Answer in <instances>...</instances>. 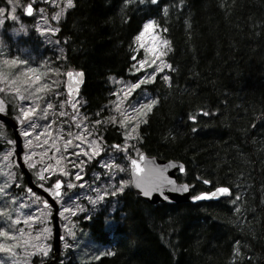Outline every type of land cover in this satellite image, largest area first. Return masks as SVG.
<instances>
[{
    "label": "trees",
    "instance_id": "trees-1",
    "mask_svg": "<svg viewBox=\"0 0 264 264\" xmlns=\"http://www.w3.org/2000/svg\"><path fill=\"white\" fill-rule=\"evenodd\" d=\"M73 3L55 22L56 35L44 38L26 16V37H8L7 45L11 57L42 71L55 70L46 82L63 92L58 108L67 95V72L84 71L81 112L103 148L99 157L85 159L84 178L103 185L94 178L106 174L98 162L115 154L127 167L124 155L146 152L183 162L186 169L179 177L194 184V195L221 186L232 193L219 200L153 204L130 183L109 190L104 202L76 219L77 236L91 237L107 246L106 252L81 260L65 238L55 264H264V0ZM149 20L168 42L169 69L135 90L156 103L124 153L123 130L109 119L114 80L140 79L133 66L141 55L136 37ZM2 97L8 113L19 115L17 95ZM12 139L11 128L0 122V152ZM58 178L63 176L50 177L46 186ZM20 181L22 190L26 178ZM54 257L51 250L49 258ZM41 259L35 256L33 264Z\"/></svg>",
    "mask_w": 264,
    "mask_h": 264
},
{
    "label": "rangeland",
    "instance_id": "rangeland-1",
    "mask_svg": "<svg viewBox=\"0 0 264 264\" xmlns=\"http://www.w3.org/2000/svg\"><path fill=\"white\" fill-rule=\"evenodd\" d=\"M1 1H5V3H0V8H6L8 13L16 16V19L12 20L11 18L0 16V20H3V23H0V60L12 58L10 56L11 48L7 45V38L19 40V38L26 35L30 28L23 17L25 15L24 9L28 4H32L34 9L32 15L27 16L32 18L29 24L36 23L35 26L40 30L39 32L43 37H50L52 34L56 35L57 27L55 22H58L59 19H54V17L59 14L60 18L61 14L69 9L65 7L66 0H18V6L15 12L12 13V5H9L7 0ZM53 8H57L55 15H53ZM163 42L164 40L159 36L157 27L154 28L153 32L146 33L141 41L137 40V52L141 53L133 65L134 71L140 73V79L137 82L154 77L150 79L151 82L157 75H165L169 69V64L166 61L168 46ZM141 43L144 44V47H141ZM52 44H55V41ZM153 47H156L159 52H163L164 55L156 58L151 52L146 50ZM152 59H156V63L152 64ZM141 60H147L149 63L141 68L139 63ZM165 65H168V67H165ZM27 66L34 67L31 64ZM157 69H162V71H157ZM39 70L42 71L41 69ZM44 82L47 83L46 79ZM137 82H127L121 78L114 80L115 97L111 103L112 113L109 119L113 122H119L123 130L126 140L123 149L124 153L127 152V143L136 137L139 125L147 115L136 117V119H132L122 126L121 120L124 117L121 112L132 117L136 115L134 109H141L142 105L154 101L148 93L142 92L139 94L138 91L135 92L138 88L125 98V93L129 87ZM0 87H4V85L0 84ZM7 92L11 91L0 92V103L3 104L4 109L6 106L2 95ZM134 92V99L127 103V99ZM62 93L59 86L49 84V90L45 92L37 93L32 89L30 92H22L27 97L26 99H20L17 96L20 113L18 115L19 129L25 146L23 158L26 165L35 171L39 185L51 193L54 191V183L46 188L45 181L54 175L63 176L65 186L62 195L58 197L59 214L66 208L71 210L70 212H64L63 216L60 215L61 229L64 236L63 241L65 238H69L73 245L72 247L76 250L77 257L84 261H90L99 259L100 255L106 252L107 246L96 243L91 237V240L86 236L78 237L76 234L78 220L76 219L83 213L88 216L96 204L104 200L109 190L113 191L130 183V173H127L129 172L130 156L124 155L127 158L125 161L128 160L127 167H125L124 163L117 161L121 159L119 155L115 154H111L106 159L98 162L99 166L105 169L106 174H94V178L96 183L101 181L104 183L103 185L93 184L91 180L85 179L84 161L85 159L92 160L99 157L103 151L102 142L100 138L92 133L87 124V118L81 112L84 98L76 99L73 103L75 108H73V104L68 106L70 97L67 94L61 100L58 108L57 97ZM117 104H119L120 111H117ZM49 105H52V107H49ZM30 108H34L36 111L29 117H24L23 112ZM133 128H135V131H133ZM24 133H28V135H24ZM94 149L98 150V155L93 156ZM18 169L15 141L9 140V145L0 153V229L9 231L10 234L17 236H20L21 231H23L24 239H28L29 236L34 238L44 228L49 229L50 231L44 233L40 241H35L34 239L31 241V243L49 246L48 255L39 261V264H42L50 257V251L52 250V207L48 205L46 208L44 199L37 193L29 191L27 186L22 190L20 189V179H22L23 174ZM77 176L80 179H77ZM29 217H35L36 220L29 221L28 224L24 223ZM16 220H19L20 223H14ZM86 241L90 242L86 244ZM15 251V255L0 252V262H3V264H33L35 256H39L36 249L30 246L17 248Z\"/></svg>",
    "mask_w": 264,
    "mask_h": 264
},
{
    "label": "water",
    "instance_id": "water-1",
    "mask_svg": "<svg viewBox=\"0 0 264 264\" xmlns=\"http://www.w3.org/2000/svg\"><path fill=\"white\" fill-rule=\"evenodd\" d=\"M81 72L83 73V76L79 78L81 82L78 85H76L67 76V89L69 92L70 89H72V91L70 92V105L78 97L79 89L84 83L85 74L83 71ZM73 73H77V71H74ZM0 120L11 127L13 130L16 145L17 162L26 178L30 190L37 191L39 194H41L46 199L47 204L53 208V253L55 257L51 260L44 261L42 264H55L56 260L59 258L62 248L61 224L59 216L60 207L57 199L62 195L63 181L58 180L61 183V188H54V191L52 193L42 186L36 184L33 180V176L29 168L26 166L23 159L24 144L22 135L19 130L18 122L12 116L7 115L4 112H0ZM133 160L137 161V164L140 168L139 172L136 171L135 166L132 164ZM181 168H183V171L181 170ZM185 169V164L181 161L162 159L158 156L148 155L146 152H140L137 156L131 157L129 160L131 188L140 198L153 204L164 202L182 203L218 200L221 198H225L230 194L229 187L221 186L224 188H228L229 193H217L216 196L212 198L194 200V196L211 194L213 192H216L217 188L221 187H217L213 190L204 191L200 194L193 195L192 189L194 187V184L188 181H181L179 177V174L185 172ZM137 183L140 184V187H137ZM184 186H187V191L182 190ZM145 191H148L149 194L145 195Z\"/></svg>",
    "mask_w": 264,
    "mask_h": 264
},
{
    "label": "snow or ice",
    "instance_id": "snow-or-ice-1",
    "mask_svg": "<svg viewBox=\"0 0 264 264\" xmlns=\"http://www.w3.org/2000/svg\"><path fill=\"white\" fill-rule=\"evenodd\" d=\"M141 2H143V0H141ZM7 3L9 5H12V13H14L16 7L18 6V0H7ZM152 3L154 4L157 3V0H152ZM73 6H74L73 0H66L65 7L72 8ZM24 11L27 15H32L34 11L32 4H28L26 8L24 9ZM0 16H5V18H11L12 20L16 19V16L11 13H8L6 8H0ZM54 19H59V14H57V16L54 17ZM0 23H3V20H0ZM155 27L156 25L154 21H151V20L148 21L144 25V30L140 33L139 36L136 37V39L138 41H141L143 37L145 36V34L153 32ZM152 38L154 39V37ZM163 43L167 45L168 42L164 41ZM141 47H144L143 43H141ZM146 50L151 52L153 56H155L156 58H159V56L164 55V53L159 52L156 47L146 49ZM133 59L135 58L133 57ZM139 63H140V67L143 68L149 62L147 60H141ZM151 63L152 64L156 63V59H152ZM27 65H28L27 60H23L18 57L4 58L0 60V84L4 85V87H0V92L11 91V92H14L17 96H19L20 99H26L27 97L24 96L22 92H30V90L34 89L35 92L42 93V92L49 90V85L45 83L44 81L46 77L48 76L49 72H52L55 70L48 69L47 71L42 72L38 68L28 67ZM165 67H168V65H165ZM157 71H162V69H157ZM67 76L76 85H78L81 82L79 78L83 76V73L82 72L73 73L69 71L67 72ZM153 78L154 77H151L146 80H140L139 82L131 85L128 91L125 93V98H127V96L130 95L131 92L134 91L136 88H139L141 84L148 83L150 82V79H153ZM164 79L167 80L168 77H164ZM71 91L72 89H70V92ZM155 103L156 101H152L149 104L142 105L141 109H134V112L136 113V115L132 117L127 116L123 112H121V115L124 117V119L121 120V125L122 126L126 125L128 122H130V120L136 119V117L146 116L148 112H151L153 105ZM72 106L73 108H75V104H73ZM49 107H52V105H49ZM3 111H5L4 106L2 103H0V112H3ZM35 111L36 110L34 108H30L29 110L24 111L23 115L24 117L27 118ZM117 111H120L119 104H117ZM205 115H207V113H205ZM191 119L195 120V117H191ZM133 131H135V128H133ZM24 135H28V133H24ZM115 147L118 148L119 146L117 145ZM85 154L87 155V153ZM92 154L93 156H95V155H98L99 152L98 150L94 149ZM132 164L135 166L136 171L139 172L140 168H139V165L137 164V161L133 160ZM181 170L183 171V168H181ZM77 179H80V177L77 176ZM204 183L207 184L209 183V181L205 180ZM69 187H71V185H69ZM137 187H140L139 183H137ZM55 188L56 189L61 188V183L59 181H57ZM122 190L123 188L120 189V191ZM182 190L187 191V186H184ZM217 193H221V194L229 193V189L224 188V187L217 188L216 192H213L211 194H202V195L194 196L193 199L200 200V199L212 198L216 196ZM144 194L148 195L149 192L145 191ZM113 195H115V193H113ZM44 203H45V207L47 208L48 207L47 202L45 201ZM70 211H71L70 209L66 208L63 210V212L60 213V215L63 216L64 212H70ZM35 220H36L35 217H29L28 219L24 221V223L28 224L29 221H35ZM14 223L19 224L20 221L16 220ZM49 231H50L49 229L44 228L34 238L29 236L28 239H24L23 231H21L20 236H17V235L10 234L9 231L0 229V252L6 253L9 255H15L16 254L15 250L17 248H23V247L30 246V247L35 248L39 254L43 256H47L49 253V246L39 244V243H31V241L33 239L35 241H40L41 238L44 236V233H48ZM0 264H3V262H0Z\"/></svg>",
    "mask_w": 264,
    "mask_h": 264
}]
</instances>
